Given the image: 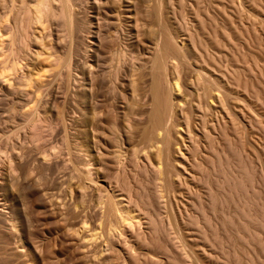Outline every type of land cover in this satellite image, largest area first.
I'll return each mask as SVG.
<instances>
[{"label": "rangeland", "instance_id": "obj_1", "mask_svg": "<svg viewBox=\"0 0 264 264\" xmlns=\"http://www.w3.org/2000/svg\"><path fill=\"white\" fill-rule=\"evenodd\" d=\"M98 3L102 5V29L105 30L107 27L117 25L123 26V33L131 37L128 41L130 48L137 54L136 56L146 59H150L154 53V45L160 34L158 17L159 13L162 14L164 23L178 43L185 49L192 46L189 53L191 65L186 67V71H182L181 75L184 84L191 83L192 76L195 74L194 69L203 67L205 70L201 69L217 80L219 89L225 91L227 96V105L232 120L225 110L219 108L218 104H213L212 107L205 110L206 120L210 125L209 129L212 131V139L202 137L199 128V116H192L193 133L196 134L193 137L194 143L195 146L199 147V150L192 154L188 152L187 148H184L186 144H190L189 139H185V146L181 142L182 150L189 158H184L185 165L181 166L184 167L182 169V179L179 182H174L175 189L168 194L171 207L168 212L163 211L162 213L163 225L168 226L171 222V225L174 226L173 229L179 227L184 230V233L194 231V234L192 232L190 234L195 235V237H189L190 234L186 236L191 238H187V242L192 245L193 251L189 246L181 245L175 235L172 238L173 231L169 240L167 237L159 236L160 239L158 238V240L160 241H157V238L156 241H151L149 234L146 237L137 238L128 233V237L126 234V236L116 234L112 239L113 241L111 240L113 244L110 246H107L106 241H104L107 239V231L105 232L107 225L105 223L98 224V221L94 218L95 209L90 198L95 196L98 190L104 191L106 189V176L112 171L113 174L115 172L114 163L108 153L110 151V145L106 141L108 133L104 129V124L97 132L94 131L92 126L89 128L92 144L88 148H91L88 154L92 156H87L84 139H81V135H79L84 129L80 123L85 111L82 110V106L75 99H78L83 89L92 92L94 88L90 83L91 73L95 71V68L91 65L93 60L89 59L87 62L83 55V49H88L89 54L94 53L95 50L102 52L103 55H106V52L96 39H92V35H88V37L87 34L80 33L79 55H75L73 58V64L76 65L79 73L76 78L74 76L73 79H70L65 69H62V81L51 80L50 75L57 70L50 65L46 55L30 54V61H26L29 66L32 65L34 68L32 71L34 79L38 78V75H36L37 70H41L40 73L44 74V77H42L43 82H40L43 85L44 93L40 96L39 102H36L38 110L43 113L46 109L52 108L53 97L57 98V101L64 108L63 115L59 114L60 119L58 120V117L54 118V121H56L55 125L53 124L54 138L51 140L55 148L57 147L58 154L51 157L50 162L40 159L33 151V155L27 160V167L21 173L23 180L20 181L15 179L17 175L15 177L10 172L9 162L5 160V153L0 152V264H122L123 256L127 254L128 257L126 246L136 253L134 258L128 257V260H131L129 264H180L182 260L185 264H264V229L262 231L260 227L259 229L256 226L261 231H259L261 237H258V240L261 239L259 245L254 240L250 242L251 238L249 237L248 240L237 237L236 226L227 225L226 228L221 226L224 215L234 217L236 205L233 202L216 203L215 209L211 210L209 208L210 196H208L207 184L205 183L206 180L209 182L210 179L208 174L210 162L205 153H209L208 148L210 145L215 152L224 153L227 150L225 134L227 133L230 138L235 139V144L240 145L238 141L240 142V139H242L244 143L242 156L248 163L254 177L253 187L261 193L260 196L264 202V0H98L94 2V4ZM76 11H79V17H83L82 14L85 11L77 8ZM90 16L93 17L94 14L90 12ZM138 18L144 19L145 27L140 26ZM200 21H203V24ZM85 27H87L86 24ZM53 35L56 38L55 32ZM193 37L202 41V45L199 46L201 52L198 49H193L194 46L191 41ZM33 51L36 52L35 47ZM26 67L25 65V71H27ZM137 72L138 70L132 72L129 69L127 75L122 76L119 81L121 99H117L114 106L118 107L119 117L121 118L125 117L134 97H139L137 92L132 93L130 90L132 80H134V84L137 82ZM9 80L12 85L8 81L3 83L0 81V136L5 135L2 134V131L10 116L8 108L15 107L14 115L21 117L25 113L23 102L30 100L28 91H32L29 89H27L28 91H22L23 88L17 84L18 74L10 75ZM49 81L50 84H48ZM58 85L61 87V91L58 90ZM20 93L25 96V100L20 99ZM142 102V109L145 111V109H148V105L144 104L145 98ZM133 118L136 122V116ZM138 119L137 123H139V127H142V120L139 117ZM223 119L228 124L226 129L228 131L225 133L215 132L217 130L214 127L215 131L212 129L213 124L224 123ZM63 124L67 127L66 132L63 130ZM63 132L64 134L68 133L67 136L69 135L68 140L72 149L69 155L66 146H64L66 144L62 138ZM123 132L125 135L124 150L128 158L131 141L124 127ZM183 135L185 134L183 133ZM25 143L26 147L30 146ZM62 149H65V152ZM178 154L176 152L175 156ZM87 157L92 160L91 169L99 172L96 183L89 182V179H86L82 172L77 170L86 168L88 165ZM70 158L72 159L70 160ZM178 158L181 159L180 156L176 157V159ZM190 162L200 163L201 170L193 168ZM152 176L149 172L136 171L133 173L127 170L122 179L131 188V192L134 191L133 194H140L143 186V190L151 195L155 187H159L158 180L155 186L151 183ZM13 181L15 182L13 183ZM64 182L65 185H63ZM120 182L122 185L123 181ZM12 185L16 188H13L16 190L15 193L14 190L10 189ZM210 185L213 190L217 189L215 180H211ZM17 188L21 191H18ZM254 189L250 187V190L253 191ZM252 191L249 193L252 194ZM83 192L88 195L86 197L87 202H85L86 204L83 202L82 206L80 204V210H76L77 208L75 209L73 205L75 203L74 199L70 197L73 195V198L76 197L75 199L80 200L79 196ZM198 198L202 207L205 208L206 215L210 218L211 227L204 222V214L201 211L198 213L192 205L193 202L196 203ZM84 206L85 208L82 209L81 207ZM188 215L197 217L198 226H185L183 224L182 219H185ZM81 216L88 222L89 227L85 231L83 230L84 232L80 231V233L79 222L81 224ZM174 219L179 222L178 225H176ZM143 223L142 228L146 229L145 220ZM251 226L253 228L255 225L252 224ZM89 229V232L93 229L92 232L96 230L94 232L97 233L95 240L91 241L92 244L89 239L88 242L86 241ZM97 229L102 233H99ZM212 229H215V235H212ZM98 234L100 235L98 236ZM205 234L208 235V240L205 239ZM248 241L253 246L247 243ZM175 244L178 245L175 246ZM105 247H109V251H100Z\"/></svg>", "mask_w": 264, "mask_h": 264}, {"label": "bare ground", "instance_id": "obj_2", "mask_svg": "<svg viewBox=\"0 0 264 264\" xmlns=\"http://www.w3.org/2000/svg\"><path fill=\"white\" fill-rule=\"evenodd\" d=\"M97 1L98 0H93L92 2L91 0H0V81L1 83L8 81L9 84L12 85L9 76L18 74L17 84L23 88L22 91H28L27 89L32 90L28 91V98H30V100L23 102L25 113H23L21 117L14 115L15 107L12 109L8 108V112L12 118L9 116L8 120L6 119V126L2 131V134L5 135H1L4 139L0 136V152L3 154L5 153V160L9 162L7 163L10 172L15 177L17 175L15 179L20 181L22 179L21 173L24 171L25 167H27V160L33 155V151L36 152L40 159L47 162H50L52 159L51 157H55L58 154L56 151L57 147L55 148L51 139L54 138L53 124L56 123L54 118L58 117V120L60 119L59 114L63 115L64 107L60 105L57 98L53 97L52 108L46 109L43 113L38 110L37 103L39 102L40 96L44 93L43 85L40 83L43 82L42 77H44V74L40 73L41 70H37L38 73H36V75H38V78L34 79L32 72L34 68L32 65L29 66L26 61H30V54L46 55V59L50 62V65L57 70L50 75L52 77L51 80L56 79L57 82L62 81V69H65L70 79H73L74 76L76 78L79 76V73L77 72L76 65L73 64V58L75 55H79V34L85 33L87 34L86 36L92 35V39H96L101 47L105 49L106 55H103L102 52L97 50L89 54L88 49H83V55L87 62L89 59L93 60V64L91 65L95 68V71L91 73L90 83H92L94 88L92 92L83 89L78 99H75V101L81 105L82 110L85 111H83L84 115L81 117L80 123L84 129L81 133L79 132V135H81V139H84V144L87 148L85 149L87 150V156H92L88 154L91 149L88 148L92 144L89 128L92 126L94 131L97 132L104 124V129L106 133H108V138L106 140L110 145H108L110 147L108 153L111 161L114 163L115 172L113 174L112 171L106 176V189L104 191L98 190L96 195L90 198L95 209L94 218L98 221V224L100 223L101 225L105 223L107 225V230H105V232L107 231V239L104 241H106L107 246H110L113 244L111 242L116 234L126 236L128 233L137 238H141L142 236L146 237L149 234L151 241H156V238L157 241H160L158 240L159 236L167 237L169 240L170 237H172L171 233L173 231L172 238H174L175 235L181 245L189 246L193 251L192 245L187 242V238L191 239L189 237H195V235L192 236L190 234L192 230L190 232L187 231L188 233H184V230H181L178 226L177 229H173L174 226L171 225V222H169L168 226L163 225L162 213L163 211L168 212L171 207V200L168 194L174 191V182H179L182 179V169L184 167L182 168L181 166L185 165L184 158H189V156L187 157L185 152H183V146L181 147L180 144L184 143L185 139L188 138L190 144H186L184 148H187L188 152L192 154L199 150V147L195 146L194 143L193 137L196 134L195 132L193 133L194 126H192V116H199V128L201 129L200 134H202V137L212 139V131L209 129L210 125L206 120L205 110L212 107L213 104H218L219 108L225 110L226 114L232 120L231 112L227 105V96L225 91L219 89L217 80L201 69L203 67L196 70L194 69L193 71L195 74L192 76L191 83L184 84L181 75L182 71H186L185 68L191 65L189 62V53L192 46L189 49H185L178 43L175 36L169 32V29L164 23L162 14L159 13L158 17L160 34L154 45V53L150 59H146L136 56L137 54L130 48L128 41H130L131 37L123 33V26L117 25L107 27L105 30L102 29V5L99 3L94 4V2ZM76 8L85 11L82 14L83 17L78 16L79 11H76ZM90 12L94 14L93 17L90 16ZM138 21L141 27H145L146 23L143 18H138ZM200 22L203 24V21ZM85 24L87 27H85ZM94 26L95 28H93ZM54 32L56 38H54ZM191 41L194 46L193 49H198L199 51V46L202 45V41L196 37H193ZM34 47L36 48V52L33 51ZM127 59L128 61H126ZM25 65L27 66V71H25ZM195 66L197 67L198 65ZM129 69L132 72L138 70L136 73L137 82L134 84V80H132V84H130L132 88H130V90L132 93L137 92L139 99L134 97L128 107L125 117L121 118L119 117L118 107L114 106V103L117 102V99H121L119 81L122 76L127 75ZM48 84H50V81ZM60 88L61 87L58 85V90L61 91ZM66 96L67 94L65 97ZM24 97V95H21L20 99L23 101L25 100ZM144 98V104L148 105V109H145V111L142 109V100ZM128 113L130 114L128 115ZM133 115L136 116L137 121H139L138 117L142 120V127H139L137 121L135 122L133 118L135 116ZM62 118L64 120V116ZM230 119L229 122L231 121ZM230 123L229 126L231 125ZM123 127L126 129L131 141V149L128 158L124 150L125 135ZM213 127L217 131H215ZM66 128V125L63 124V130H65V132L67 130ZM227 128L228 124H226L225 121L219 124L214 123L212 126L215 132L221 131L225 133L228 131L226 130ZM24 130L25 132H23ZM183 133L185 135H183ZM67 134L65 133L62 138L66 144L64 146L67 148V154L69 155L72 149L68 140L69 135L67 136ZM225 134L227 150L224 153L220 154L215 152L211 145L208 148L209 153H205V156L209 158L210 162L208 174L210 179L212 181L215 180L217 184V189L213 190L210 185L211 180L209 179L210 183L208 180L205 181L207 184L208 196H210L209 208L214 210L216 203H235L236 212L234 217L224 215L221 226L224 228H226L227 225L236 226L237 237L239 236L244 240H248L247 238L249 237L251 238V240L249 239L250 242L254 240L256 244H259L261 240H258L260 236L259 233L261 232L259 229H264V202L260 196L261 193L253 187L254 177L248 163L242 156V148L244 146L242 139H240V142L238 141V143H240V145H238L237 143L235 144V139L233 140L227 133ZM50 140L51 142L49 143ZM25 142L30 146L26 147L24 145ZM183 145L185 146V143ZM63 151L65 152V149ZM176 152L179 153L177 156H180L181 159H176ZM71 159L72 158H70V160ZM87 160L88 165L86 168L77 170L81 171L86 179H89V182L96 183L99 172L91 169V158L89 157ZM190 163L193 168L199 171L201 170L200 163ZM127 170L133 173L136 171L142 173L149 172L153 175V178L151 177V183L155 186L158 180L159 187H155L151 195L143 190V186L141 187L140 194H133L134 191L132 193L131 188H129L124 179H122ZM8 174L10 173L8 172ZM11 180L12 178L10 181ZM120 181H123L122 185ZM14 182L15 181H13V183ZM44 183L46 182L44 181ZM63 185H65V182ZM250 187L254 190H250ZM13 188L16 189L14 185L10 187L12 191L14 190ZM249 190L252 191V194L249 193ZM15 191L16 190H14V193ZM72 196L73 195L69 197L74 199L73 201L75 203L73 205L75 209L77 208L76 210H80V204L82 206L83 202L84 204L87 202L86 197L88 195L86 192L81 193L79 196L80 200ZM196 203L193 202L192 205L197 209L198 213L201 211L204 214V222L207 226L210 225V218L206 215L205 208L202 207L199 198ZM74 208L73 210H75ZM81 208L83 209L85 206ZM173 214L175 215L174 212ZM84 216L86 218V215ZM144 220L147 226L146 229L142 228ZM196 220V216L188 215V217L182 219V222H184L183 224L185 226H198V221ZM175 223L176 225L179 224L177 220H175ZM252 224L255 225L253 228L251 226ZM79 225V232H84L85 229L89 227L84 217L81 220V224L79 222ZM256 226L260 228L258 229ZM92 230L89 232V229V234L86 236V241L88 242L89 239L90 243L93 239L95 240L97 236V233L94 232L96 230L93 232ZM100 232L102 233V231L99 230V233ZM192 234H194V231ZM99 235L100 234H98V236ZM212 235H215V229H212ZM205 239L208 240V235L206 234ZM250 242L248 241L247 243ZM176 245L178 244H175V246ZM106 247L103 250L100 249V251H107L109 247ZM127 247L128 246H126V252H128V257L134 258L136 253ZM128 257L127 254L123 256L122 264H129L131 260H128ZM180 264L185 263L182 260Z\"/></svg>", "mask_w": 264, "mask_h": 264}]
</instances>
